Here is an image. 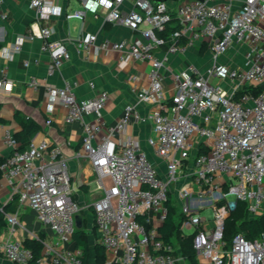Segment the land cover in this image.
<instances>
[{
  "label": "built area",
  "instance_id": "obj_1",
  "mask_svg": "<svg viewBox=\"0 0 264 264\" xmlns=\"http://www.w3.org/2000/svg\"><path fill=\"white\" fill-rule=\"evenodd\" d=\"M54 1L30 0L37 23L60 16ZM82 2V9L66 11V22L103 16L107 23L141 33L142 42L106 40L99 49L151 65L148 86L136 91L138 104L148 112L129 104L116 124L106 126L107 91L79 99L73 82L49 89L68 110L67 122L81 125L77 157L90 161L103 194L91 204L76 201L69 162L60 150L33 139L20 150L11 132L5 143L12 154L0 163L2 178L59 244L74 241L76 217L92 209L100 244L120 264H177L178 246L160 231L172 206L182 216V235L193 236L199 264H264V233L254 240L238 233L230 246L225 238L226 222L239 203L251 220L264 218V0H190L172 10L153 0ZM173 15L180 28L169 30ZM54 33L46 26L23 36L12 54L21 52L25 40H45L42 50L51 56L48 73L53 75L72 58L65 42L50 41ZM96 42L97 35L88 34L78 46L88 51ZM198 46L211 54L205 68L190 63L167 71L169 56L187 55ZM237 49L243 53L240 65L221 62ZM161 50L162 57L157 55ZM31 84L37 86L35 80ZM0 85L10 83L0 77ZM146 123L152 132L145 142L126 135L130 126ZM208 206L212 218L201 215ZM6 222L14 231L18 215L7 214ZM0 255L15 264H84L82 250H59L43 242L36 257L24 241L12 238L0 242Z\"/></svg>",
  "mask_w": 264,
  "mask_h": 264
},
{
  "label": "crops",
  "instance_id": "obj_2",
  "mask_svg": "<svg viewBox=\"0 0 264 264\" xmlns=\"http://www.w3.org/2000/svg\"><path fill=\"white\" fill-rule=\"evenodd\" d=\"M188 1L190 0L170 1L167 6L176 9ZM82 5V0H55L53 10H60V16L55 15L49 20L37 23V16L30 6V0H0V77L10 83V86L0 85V163L12 154V149L5 143L6 134L11 132L19 136L24 121L35 123L39 126V131L33 136V140L36 142L47 140L51 147L58 148L68 159L74 198L85 205L91 204L103 192L98 189L97 173L90 161L77 157L82 143L81 125L67 122L68 110L48 94L49 89L62 88L67 81L73 82L79 99L94 98L107 91L109 98L102 112V119L106 126H111L120 120L129 104L142 114L148 112L146 106L138 104L136 91L148 86L152 67L148 62L135 61L127 55L123 61L121 59L123 54L117 51L99 49L106 40L142 42L143 38L139 31L135 32L121 25L107 23L103 16L95 19L92 15H88L83 22L78 20L66 22L64 19L66 11L80 10ZM130 7L131 4L128 2L122 8L126 11ZM46 26L55 29L50 41L65 42L72 55L71 60L53 75L48 73L51 56L42 50L45 40L39 38L25 40L21 52L12 54V47L21 37L30 33L38 34L40 28ZM88 34H96L97 42L90 50L84 51L79 48L78 41ZM163 52L158 51L157 55L162 57ZM203 52L205 54L207 50L198 46L190 49L187 55L169 56L167 71H178L190 63L205 68L210 63L209 60L201 65L198 63L199 57L204 55ZM228 59L223 57L221 62L227 63ZM35 60H39V65L34 64ZM26 62H30L31 65L26 67ZM32 80L36 81V87L31 84ZM167 82L169 83V80ZM91 83L94 87H91ZM49 120L51 124L48 125ZM151 132V125L146 123L130 126L126 135L145 142ZM93 184L97 186V194L88 201L87 195L92 192ZM105 184L108 187L110 180L106 179ZM14 197L18 198L19 206L15 213L10 214L18 215L19 225H16L12 231L6 222V227L0 234V242L9 238L24 242L33 239L42 245L41 253L43 242L51 243L59 250H82L77 246L75 239L72 243L59 244L56 235L38 219L36 212L20 203L19 197L14 194L13 186L4 180L0 173V205H9ZM79 216L81 239L88 244V264H98L101 248L94 212L92 209L85 210ZM177 249L179 252L180 249L178 247ZM102 253L106 264H120L117 257L105 251ZM176 256L177 264H190L183 256ZM0 264L15 263L0 255Z\"/></svg>",
  "mask_w": 264,
  "mask_h": 264
},
{
  "label": "trees",
  "instance_id": "obj_3",
  "mask_svg": "<svg viewBox=\"0 0 264 264\" xmlns=\"http://www.w3.org/2000/svg\"><path fill=\"white\" fill-rule=\"evenodd\" d=\"M154 2L156 0H153ZM162 2L168 3L167 0H161ZM172 10V9H170ZM173 20L168 26L169 30L179 29L180 26L177 23L176 17L173 15ZM39 131V126L35 123H28L24 121L23 130L19 136L14 135L17 142H19L20 150H24L30 141L33 139V136ZM19 202L18 198L14 197L12 202L9 205H0V234L3 229L6 227V215L10 213H15L18 210ZM182 216L178 212V208L172 207L170 210L169 218L165 223L164 227L161 229L163 238L168 240V242L175 243L180 249L179 252H176V255H185L190 264H198L197 255L193 248V236L192 235H182ZM143 221V219H141ZM244 234L248 239L254 240L261 236L264 233V218L259 219H250L248 217V212L246 210V205L244 203H239L237 209L231 214L226 222V231L225 238L228 243L233 237L238 234ZM82 231L77 229L74 234V239L77 242V246L81 247L83 250V260L84 264H88L87 252L88 244L86 241L81 239ZM232 241V240H231ZM25 244L28 248L32 249L36 257H39L42 250V245L33 239H28L25 241ZM101 250L98 255V264H106L105 256L102 253L104 248L99 244Z\"/></svg>",
  "mask_w": 264,
  "mask_h": 264
},
{
  "label": "rangeland",
  "instance_id": "obj_4",
  "mask_svg": "<svg viewBox=\"0 0 264 264\" xmlns=\"http://www.w3.org/2000/svg\"><path fill=\"white\" fill-rule=\"evenodd\" d=\"M168 3H170V1H168ZM204 54V52L202 53V55ZM208 53L206 52L203 56H201V57H199V61H198V63L201 65V64H203L204 63V61H210L211 60V54H208V56H207V59H206V55H207ZM228 58H230V60L228 61V64L229 65H233V64H235V63H237V65H240L241 63H242V58H243V53H242V51L240 50V49H237V50H233V51H231V53H229V55L227 56ZM110 186V185H109ZM108 186V187H109ZM97 194V186H96V184H93V186H92V192L89 194V195H87V200L88 201H91V199L95 196ZM171 197H173L172 195H171ZM228 200H234L235 198H234V196H232V195H228ZM202 216H205V217H208V218H212V216H213V209H212V207H210V206H208V207H206V209L202 212V214H201ZM185 233L186 234H191L192 233V231H190V230H185ZM232 240V239H231ZM231 240L229 241L230 243H229V246H230V244H231ZM230 248V247H229ZM183 256V255H182ZM184 257V260L186 261L187 260V258L185 257V255L183 256Z\"/></svg>",
  "mask_w": 264,
  "mask_h": 264
},
{
  "label": "water",
  "instance_id": "obj_5",
  "mask_svg": "<svg viewBox=\"0 0 264 264\" xmlns=\"http://www.w3.org/2000/svg\"><path fill=\"white\" fill-rule=\"evenodd\" d=\"M167 1H180V0H167ZM200 1H202V0H200ZM161 2H162L161 0L155 1L156 4H159ZM76 223H77V229H80L81 228V222H80V216L79 215L76 217Z\"/></svg>",
  "mask_w": 264,
  "mask_h": 264
}]
</instances>
